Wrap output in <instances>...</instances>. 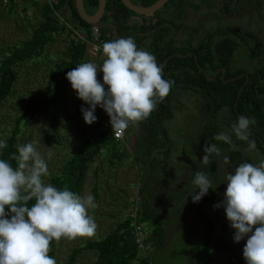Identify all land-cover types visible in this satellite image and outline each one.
<instances>
[{"label":"trees","instance_id":"16d2710c","mask_svg":"<svg viewBox=\"0 0 264 264\" xmlns=\"http://www.w3.org/2000/svg\"><path fill=\"white\" fill-rule=\"evenodd\" d=\"M112 1L113 0H110V2ZM153 1L154 0H143V2H139L140 4L145 5L152 3ZM116 2L120 7H123L119 0H116ZM82 3L84 9L87 12H91L96 7L97 0H82ZM20 4V9L23 14L26 12L27 7L33 9L37 8L39 12L37 16L38 22L27 40L22 41L20 46L13 48L7 55L0 56V102L9 94L16 76V66L24 59H29L32 56L36 59L40 54H44L43 51H45V45L52 40L50 33L55 31L63 33L65 30L64 24L58 19V17L53 15L47 3L22 0ZM65 4L68 6V16H65V19L73 26L85 31L86 36L89 38L90 25L78 17L73 5V0H58L56 8ZM225 4H227L226 0ZM12 10H16L12 0H9L6 9L0 5V11L9 12ZM262 18L264 19V14L262 15ZM240 28L241 27H236L234 25H217L213 33L215 38L218 37L219 40H215L216 50H220L221 48L224 50H233L237 45V42L242 43L247 46V57L249 60L252 59L256 62L262 61L259 65L260 67H256L254 71L246 70V76L248 77L247 80L245 77H241L235 81H227L226 83H221L220 80H217L214 84V81L202 78V81H200L197 86H194L196 84L194 79H189L187 81L188 85L193 84L190 88L192 90L191 92L197 94L196 97L198 100H200L199 98L202 99L200 101H203L204 110L206 106L212 108L215 122L222 120L225 116L227 117V120L222 121V123H225V126L215 123V125L207 127L206 130L204 129L200 134L201 136L198 137V144L196 143L195 149L198 152V154H196L198 157V167L190 171L189 182L191 185L190 192L192 193L187 197L184 209H190L192 211L191 216L199 221L201 245L197 249L194 261L189 264H214L212 262L211 251H223L227 253V260L224 264H246L243 258V248L246 244V238L239 243L234 242L233 236L235 230L230 227V222L226 218L225 211L222 220L219 222L220 232L215 236L213 234V221L203 208L205 204H207V201H212L217 204L223 200V188L227 187V174L234 173L235 168L238 167L240 163L246 162L252 164L251 159L249 157L243 158L241 152L244 145H248V141L238 140L233 134L232 140L236 145V149L233 150L230 145L225 144L224 142L215 141L213 139L215 134L222 131L231 133V125L236 123L240 116L254 118L256 123L254 126H250L249 140L255 141L258 151L261 152V155L264 157V42L258 34ZM261 33L264 34V22L263 31ZM223 45H226V47ZM85 49L86 46L83 41H67L64 53L65 58L55 63L48 74L41 92L37 96L30 97L23 105L22 112L15 118L10 133L4 138L7 141V147L0 149V159L9 161L13 167H16L15 161L12 160L11 157L13 153L18 154L16 135L19 131L20 122L26 124L36 114L44 111L46 112L51 106H53L58 88L57 83L62 77L66 76L67 72L74 68L76 62L85 54ZM219 57L222 58L223 55L221 54ZM201 61L209 62V59L204 58L198 62L201 63ZM188 63L189 65L192 64L191 61ZM166 73L167 72L164 73L163 78L165 80L174 81V79L170 78ZM185 79L186 78H183L181 80L184 81ZM161 105H163L162 102ZM75 106L74 112L71 115H67L71 120L83 115L81 112V106L85 108L88 107V105L83 102L76 103ZM164 112L169 113L170 111L163 108L162 113H157L156 115L158 119L163 120ZM55 121L56 118L55 115H53L49 122V124L52 125L51 127H53ZM96 123L99 125L100 130H98L95 135L89 136L84 130H79L84 136L81 140V145L78 144L75 147L76 151L72 153L73 155L67 157L66 160L59 162L57 172L49 178L50 183L57 188L62 190L64 186L67 185L70 191L80 195L87 165L89 162L93 161V158L97 155V151L100 147L105 149L107 154L109 153L107 156L110 159L115 158L118 161L121 158L126 159L129 157V152L126 150L125 146L121 144V141L114 140L112 130L102 128L98 119L96 120ZM208 124H211V122L206 125ZM155 132L156 130H153V138L155 137ZM89 137L91 138L89 139ZM147 140L150 139L147 138ZM206 142L209 144H217L221 150L220 155H212V163L210 165H204L201 162L204 155L203 148ZM155 148L156 146L154 142L148 145L143 138L140 145H136V149L133 151V161L141 163L146 172L139 177L138 195L141 198L137 213V222L139 224H142L145 221L154 224L157 222L155 214H153V210L150 209L149 204L150 201L153 202V198L157 193L152 190V173L154 171L158 172L159 170L163 171L167 168V165L163 166L161 164L165 163L166 154L170 147L167 146L166 149H164V152L162 153L163 156L156 155ZM223 156L228 159L227 161L225 160L224 163H220L219 159ZM110 162L113 164V161ZM227 166H229V168ZM227 168L228 173L224 174V170H227ZM207 170L210 171V173ZM197 171L210 174V177L215 178L218 181L220 188L218 187L216 192L215 189L212 188V193L208 191V194L202 197L199 202L194 203L191 195H193L194 192L198 194L199 189H196V186L192 181ZM164 173L169 174L167 172ZM173 173L174 171L171 172V175ZM165 178L168 179L167 176ZM149 197L152 198L150 199ZM34 202V200L29 201V206ZM221 208L223 207H220V209ZM6 211H8L7 207ZM130 229L129 218L125 215L123 216L122 221L117 223L112 231L102 234L99 238L88 239L79 247L71 248L67 254L68 264L74 263L77 254L82 248H90L94 251L95 258L93 264H128L130 259L135 258L139 253L136 244L133 242ZM147 238L150 240L148 243ZM144 240L148 244L149 249L157 248L161 242V230L152 229L148 237L145 233ZM56 244L57 241L55 240L50 243V251L48 254L52 258L55 257ZM139 260L142 264H150V260L148 257H145V255H141Z\"/></svg>","mask_w":264,"mask_h":264},{"label":"clouds","instance_id":"9594fccd","mask_svg":"<svg viewBox=\"0 0 264 264\" xmlns=\"http://www.w3.org/2000/svg\"><path fill=\"white\" fill-rule=\"evenodd\" d=\"M102 52V65L81 63L67 72L66 78L78 98L88 105L81 106L85 123L96 122L94 113L99 106L109 116L112 131L119 138L129 125L138 126L147 120L168 96L174 81L163 78L155 57L138 50L132 37L106 42ZM101 72L102 82L97 78ZM255 123L254 118L240 116L231 125V133L222 131L213 139L235 150L234 134L255 149V141L249 140L250 126ZM6 147L7 141L0 139V149ZM220 151L217 144L206 142L201 162L210 165L212 155L218 156ZM17 153L11 157L16 167L0 159V264H57L48 254L50 243L93 237L97 224L89 210L98 205L91 194L81 196L67 185L61 190L46 182L51 176L48 167L53 156L51 147L45 156L34 142L18 144ZM192 183L199 189L198 194L191 195L194 203L212 188L208 175L201 171L195 173ZM226 184L223 200L214 208L223 207L230 227L235 230L234 242L246 238L243 248L246 264H264V161L258 166L240 163L234 173L227 174Z\"/></svg>","mask_w":264,"mask_h":264},{"label":"rangeland","instance_id":"374dc122","mask_svg":"<svg viewBox=\"0 0 264 264\" xmlns=\"http://www.w3.org/2000/svg\"><path fill=\"white\" fill-rule=\"evenodd\" d=\"M213 1L214 5L219 2V0ZM8 4L5 5L4 9H6ZM210 8L212 9L211 6ZM210 8L206 2H202L196 12L190 11L192 16L188 15V17L183 18L184 22L188 24L194 22V18L198 14V18L205 19L206 14H209ZM26 9L24 14L21 9L9 12L0 11V56L7 55L13 48L20 46L22 41L27 40L33 28L36 27L38 22L37 8L27 7ZM246 11L245 8H233L226 13L229 16H225L220 24L247 28L261 34V29L258 31L254 30V13L249 16ZM62 13H65L64 10ZM60 16L63 18V15ZM211 21L206 23H211ZM64 33L65 31L63 33L57 31L50 33L52 40L45 45L44 54H40L36 59L33 56L29 59H24L16 66V76L9 94L0 102V139H4L10 133L14 120L22 112L25 102L30 97L37 96L41 92L48 74L55 63L65 58L64 53L67 40L65 39ZM243 52V49L238 47L235 53L236 55H242ZM103 59L104 57L102 55L93 56L86 51L83 57L76 62L74 68L86 62L102 65ZM246 60H242V63L246 64ZM102 76V72L98 73L97 78L101 82ZM57 85L58 88L53 106L46 112L36 114L26 124L20 122L19 131L16 135L17 145L34 142L37 150L45 156L49 151V147H51L53 156L48 161L51 175L57 172L59 162L73 155L72 153L76 151L75 147L78 144L81 145V140L84 136L79 130H84L89 136L95 135L100 130L96 122L91 125L86 124L83 115L75 117L72 120L67 117V115H71L74 112L76 103H82L83 101L78 98L77 93L72 89L66 76L62 77ZM190 102L187 100L184 101L188 108L179 114L182 117L181 120L186 119L191 111L195 110L189 104ZM94 114L97 117L96 110ZM53 115H55L56 121L53 127H51L52 125L49 122ZM183 130H185V127H183ZM172 135L175 137V144H178L172 154V159H170V163L174 162L177 165L176 169L173 168L175 174L173 173L171 175L170 172L169 174L164 173L163 178L161 175L158 176L162 180L166 179L165 177L167 176L168 179L166 180L170 185L163 188V193H156L153 198L154 200L152 199L153 202H149L150 209L153 210L157 222L154 224L145 221L140 224L143 233H146L147 237L152 229L161 230V242L157 248H139L137 256L130 259L128 264H142L139 260L141 255L148 257L150 264H189L194 261L197 249L201 245L199 221L191 216L192 211L190 209H184L187 197L192 193L190 192L191 185L189 182L191 170L184 165L186 162H193L196 166L198 158L196 157L197 150L196 152L190 151L188 153V150L184 148L181 152L179 150L182 143L181 139H177V136L174 134ZM126 142L129 144L127 140ZM183 145L186 147V144L183 143ZM257 151L256 149H247L245 155L249 156L253 165L258 166L261 161H264V157L261 155V152ZM108 154L105 149L102 147L99 148L93 161L87 165L84 173L83 188L80 192L81 196L86 193L93 195L95 197V203L98 205L97 208L89 210V215L93 217L97 224L95 235L91 238H79L71 241L61 239L57 242L54 257L57 264H68L67 254L71 248L79 247L88 239H96L102 234L112 231L117 223L122 221L123 216L126 215L128 217L129 215L130 203H132L135 197L134 194L138 185V165L125 158H121L118 161L115 158L110 159L107 156ZM180 158L181 160H186V162L180 161ZM224 160L225 156L220 159V163ZM110 161H113V164ZM179 162L180 165H178ZM163 164L166 165V162ZM182 166L184 168L180 170L179 167ZM178 172L179 176H177ZM50 177L46 178V182H50ZM210 181L212 188L216 192L219 187L218 183L214 179H210ZM155 182L158 183L156 179ZM94 183H96L95 193L91 190V186ZM225 191L226 188L223 190V194ZM210 193H212V190ZM149 198L151 199L152 197ZM156 199L157 201H155ZM161 200L165 202H161ZM139 202L141 203L140 196ZM215 204L212 201H207V204L203 208L206 214L212 219L213 234L217 236L220 232L219 222L225 213L223 208H214ZM129 222L131 224V219ZM147 240L148 243L150 240L149 238ZM211 255L214 264H224L227 260V253L223 251H211ZM94 258V251L90 248H82L73 264H93Z\"/></svg>","mask_w":264,"mask_h":264},{"label":"flooded vegetation","instance_id":"af4514ba","mask_svg":"<svg viewBox=\"0 0 264 264\" xmlns=\"http://www.w3.org/2000/svg\"><path fill=\"white\" fill-rule=\"evenodd\" d=\"M129 1L136 6H147L151 4H140L143 0ZM181 1L182 3H180ZM202 2H206L209 8L210 6L212 7V9L210 8L209 10L210 16L206 14L205 19L198 18L199 14L197 13L198 15L194 18V22L190 24L184 22L183 18L188 17V15L192 16L190 11L196 12ZM226 2L227 4H225V0H219V2L214 5L213 0H167L152 12L138 13L126 8L121 2L123 7H120L116 0L112 2H110V0H105L102 13L96 20L98 26L94 27H96V32L100 39L105 43L120 37L134 38L138 50L148 51L155 57L156 63L162 68V75L167 72L166 74L174 79L175 86L173 84L168 97L162 102L163 105L159 103L147 120L140 122L138 126L129 125L121 139V144H123L129 152V157L126 158V160L129 161L134 160L133 151H135L136 145H140L143 138L148 145L154 142L156 146L155 152L158 156H163L162 153L164 149H166L167 146L170 147L166 154L165 162L167 168L163 171L159 170L158 172L154 171L152 173V190L158 194L163 193V188L170 185L166 179L162 180L163 173H170L174 171L173 168L176 169L177 166L174 162L170 163L172 154L178 145L175 144V137L172 134L176 135L177 139H181V147L179 144V150L181 152L184 148L188 150V153L190 151L196 152L195 147L196 143L198 144V137L201 136L200 134L204 129L206 130L207 127L215 125V123L225 126V123H222V121L227 120L225 116L222 120L215 122L212 108L206 106L204 110L203 101H200L202 99L199 98L200 100H198L196 97L197 94L191 92L192 90L190 88L193 84L188 85L187 81L189 79H194L196 81L194 86H197L198 83L202 81V78L212 80L214 84L217 80H220L221 83H226L227 81H235L241 77H245L247 80L246 70L254 71V69L260 67L259 65L262 63V61L256 62L252 59L249 60L247 57V46L239 42H237L233 50H224L223 48L216 50L215 40H218V37L215 38L213 33L217 25L226 26L221 25L220 22H222L225 16H229V14L226 13L233 8H245L249 16L254 13V30L258 31L261 29L262 32L264 22L262 18L264 14V0H226ZM95 10L96 7L91 12H87L86 10L85 12L91 14ZM208 21H211V23H206ZM91 26L92 25H90V27ZM247 30L258 34L260 38H264L262 33L260 34L249 29ZM262 40L264 42V39ZM223 46L226 47V45ZM238 47L243 49L244 52L242 55H236L235 52ZM221 54L223 55L222 58L219 57ZM204 58L209 59V62H198ZM242 60H246L247 63L243 64ZM190 61L192 63L191 65L188 63ZM183 78L186 79L182 81L181 79ZM185 100L191 101L189 104L195 109V112L191 111L186 119L181 120L182 117H180L181 115L179 116V114L182 111H186L188 108L187 104L184 103ZM163 108L169 110L170 114L164 112L163 120H160L156 115L157 113H162ZM209 122H211V124L206 125ZM183 127H185V130H183ZM153 130H156L154 138L152 137ZM147 138L150 140H147ZM126 140L129 144H127ZM183 143L186 144V147ZM247 149H250L249 145H244L241 149L243 158L249 157L245 155ZM255 149L258 150L257 147H255ZM180 161L186 162V160H181V158ZM224 161H222V163H224ZM133 162L138 165L137 174L139 185V177L146 172L141 163L137 161ZM161 165L165 166L163 163ZM178 165H180V162ZM184 166L193 170L196 168L197 164L195 166L193 162H186ZM184 166L179 167L180 170H183L182 168H184ZM227 167L229 168V166ZM228 168L224 171V174L228 173ZM208 172L210 173V171ZM160 175L162 178H158ZM207 175L210 177V174ZM177 176H179V172ZM155 179L160 185L155 182ZM209 179H214L218 183L215 178L210 177ZM224 189L225 188H223V190ZM211 190L212 189H209V192ZM157 199L155 201H157ZM161 202L165 201L161 200Z\"/></svg>","mask_w":264,"mask_h":264},{"label":"built area","instance_id":"2783aa9c","mask_svg":"<svg viewBox=\"0 0 264 264\" xmlns=\"http://www.w3.org/2000/svg\"><path fill=\"white\" fill-rule=\"evenodd\" d=\"M21 1L22 0H12V3L15 5L16 10L20 9L21 6ZM32 2H45L47 3L48 7L50 8L51 12L58 17V19L64 24L65 26V37L66 40H75V41H83L85 42L86 46V51L89 54L96 55V54H102V46L105 43L100 37L98 36L96 32V27L91 26L89 30V38L86 36L85 31H83L81 28L75 27L72 24L68 23L67 21L63 20L61 16L56 12V4L58 0H30ZM9 3V0H0V5L2 7H5L6 4ZM99 49V51L97 50ZM97 113H98V122L100 123L101 127L104 129H109L112 130V127L110 125V118L107 115V113L97 106ZM112 136L114 140H121V137H117L113 131H112ZM135 197L132 200V203H130V208H129V219H131V230L130 233L133 238V242L136 244V248H145L148 249V244L144 240V233L141 230L140 224L137 223V213L139 209V197L137 195V189L135 191Z\"/></svg>","mask_w":264,"mask_h":264},{"label":"water","instance_id":"95a60500","mask_svg":"<svg viewBox=\"0 0 264 264\" xmlns=\"http://www.w3.org/2000/svg\"><path fill=\"white\" fill-rule=\"evenodd\" d=\"M166 1L167 0H155L153 3L147 6H136V5H133L129 0H120V2L126 8L134 10L135 12H138V13L152 12L153 10L160 7ZM104 3H105V0H97L96 10L91 14H87L84 10L82 0H73V5L77 12L78 17L85 23L92 25V26H96V27L98 26V24L96 23V20L102 13V10L104 8Z\"/></svg>","mask_w":264,"mask_h":264},{"label":"crops","instance_id":"0c3cea01","mask_svg":"<svg viewBox=\"0 0 264 264\" xmlns=\"http://www.w3.org/2000/svg\"><path fill=\"white\" fill-rule=\"evenodd\" d=\"M58 10V11H57ZM64 10V14L62 13V11ZM56 12L59 14V15H63V20H66L65 19V16H68V10H67V6H66V4L65 5H62V6H60L59 8H56ZM37 13H39L38 11H37ZM54 15V14H53ZM67 21V20H66ZM67 22H69V21H67ZM70 23V22H69ZM65 36V35H64ZM65 39H66V37H65ZM85 52H86V49H85ZM90 55H92V54H90ZM94 56V55H93ZM96 113H97V109H96ZM97 116H98V113H97ZM82 188H83V185H82ZM95 189H96V183H94L92 186H91V190L93 191V193H95ZM82 190V189H81Z\"/></svg>","mask_w":264,"mask_h":264}]
</instances>
